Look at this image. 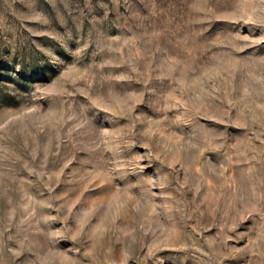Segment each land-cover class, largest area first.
I'll return each mask as SVG.
<instances>
[{
    "label": "rangeland",
    "instance_id": "obj_1",
    "mask_svg": "<svg viewBox=\"0 0 264 264\" xmlns=\"http://www.w3.org/2000/svg\"><path fill=\"white\" fill-rule=\"evenodd\" d=\"M0 264H264V0H0Z\"/></svg>",
    "mask_w": 264,
    "mask_h": 264
}]
</instances>
